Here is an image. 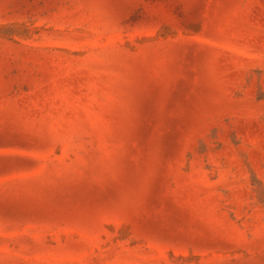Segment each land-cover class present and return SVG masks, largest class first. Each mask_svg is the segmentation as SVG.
<instances>
[{
    "label": "rangeland",
    "instance_id": "374dc122",
    "mask_svg": "<svg viewBox=\"0 0 264 264\" xmlns=\"http://www.w3.org/2000/svg\"><path fill=\"white\" fill-rule=\"evenodd\" d=\"M0 264H264V0H0Z\"/></svg>",
    "mask_w": 264,
    "mask_h": 264
}]
</instances>
